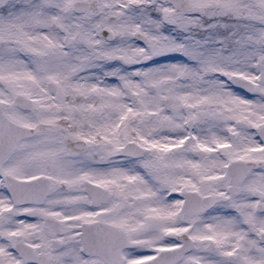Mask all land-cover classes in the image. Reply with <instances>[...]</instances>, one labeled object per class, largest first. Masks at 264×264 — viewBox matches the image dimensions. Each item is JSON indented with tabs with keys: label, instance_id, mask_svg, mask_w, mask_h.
Segmentation results:
<instances>
[{
	"label": "snow or ice",
	"instance_id": "6c2138e0",
	"mask_svg": "<svg viewBox=\"0 0 264 264\" xmlns=\"http://www.w3.org/2000/svg\"><path fill=\"white\" fill-rule=\"evenodd\" d=\"M0 264H264V0H0Z\"/></svg>",
	"mask_w": 264,
	"mask_h": 264
}]
</instances>
